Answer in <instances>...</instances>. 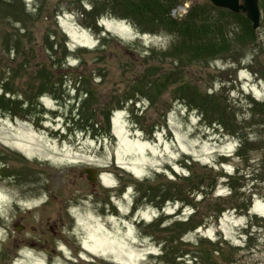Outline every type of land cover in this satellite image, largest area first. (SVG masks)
I'll return each instance as SVG.
<instances>
[{
  "label": "rangeland",
  "instance_id": "1",
  "mask_svg": "<svg viewBox=\"0 0 264 264\" xmlns=\"http://www.w3.org/2000/svg\"><path fill=\"white\" fill-rule=\"evenodd\" d=\"M182 1L171 13L175 18L185 16L196 3L209 2ZM2 2L13 3L19 18L0 11V98L6 88L3 83L9 80L13 92L6 98L24 105L20 108L17 103L12 112H0V264H163L157 237L165 231L159 229L156 235L155 227L146 228L161 217L162 210L155 201L134 210L136 200L144 197L142 187L157 183L159 188H169L174 172L189 175L186 164L192 159L199 162L196 173H206L208 165L225 173L241 167L247 176L237 185L239 193L233 199L229 185L220 180L214 196L202 200V208L246 201L252 210L251 214L230 210L207 230L190 233L187 240L203 235L219 242L222 237L240 249L234 253V264H264V172L260 168L264 118H254L251 108L254 102H264V55L255 61L258 52L254 53L264 50V27L258 30V43L238 60L222 58L189 66L172 51L175 42L167 33L142 34L133 23L115 15L105 16L95 27L87 20L92 0ZM48 41L55 42L56 54ZM150 50L157 53L150 56ZM165 51L169 52L164 58ZM149 65L164 70L167 91L176 69L183 76L180 84L201 85L209 94L223 92L219 95L243 124L241 135L252 142L261 139L262 145L240 159L238 129L209 125L170 92L159 105L137 97L139 109L122 107L109 124L97 117L94 128L92 112V118L87 115L73 125V104L85 99L80 91H90L93 101H87V106H97L101 112L104 102L126 93L127 84ZM44 66L56 73L51 83L33 79ZM11 68L18 71L13 73ZM54 83L59 85L49 88ZM43 89V98L30 106ZM94 93L99 104L94 103ZM27 103L33 110L27 111ZM54 121L61 131L52 130ZM90 167L98 168L96 184L84 173ZM182 208L169 202L165 214L175 217ZM185 213L191 217V206ZM253 225L254 235L248 237Z\"/></svg>",
  "mask_w": 264,
  "mask_h": 264
},
{
  "label": "trees",
  "instance_id": "2",
  "mask_svg": "<svg viewBox=\"0 0 264 264\" xmlns=\"http://www.w3.org/2000/svg\"><path fill=\"white\" fill-rule=\"evenodd\" d=\"M16 2L19 4L20 0H14V3ZM92 3L93 6L87 14V20L93 21L95 27H98L101 18L107 15H115L133 23L141 30L142 34L167 33L175 42L172 51L177 52L176 55L179 61L189 66L211 64L222 58L238 60L241 53L249 51L250 48L258 43V30L254 29L245 14L217 8L211 2L194 4L190 7L188 13L181 18H175L171 13L183 4L182 0H92ZM260 8L263 13L261 27H264V0H260ZM0 11L6 16H11L15 19L19 18V14L16 12V7L13 3L5 4L0 0ZM48 43L50 51L56 54L54 51L55 42L48 41ZM98 51L105 52V50ZM149 52V55L153 56L157 53V50H150ZM168 52H162L164 58ZM254 53H257V58L255 57V61H257L259 54L261 56L264 55V50H254ZM23 66L25 67L26 63H23ZM259 66L258 71L261 73L264 65ZM11 70L13 73L18 71L17 68H11ZM163 71L157 66H146L143 72L135 75L133 81L127 84L128 90L126 89V93L117 95L118 97L111 98L110 101L104 102L103 106L101 105V112L98 111L97 106L94 108L87 106V101H93V94L90 91H80L79 95L85 96L86 99L82 102L79 112L80 119L76 123L83 122V119L87 115L88 118H92L91 114L94 112V128L95 125H98L95 123L97 117H102L109 124L116 111L126 105L136 106L137 102L140 101L137 97H147L144 99L149 100L148 102L153 105H159L162 104L165 94L170 92L176 102L182 103L193 111H198L202 117V121H207L209 125L223 126L228 130L238 129V138L241 142L238 154L240 159H247V153L258 149L255 146L262 145L263 141L261 139H256L255 141L257 142H252L249 137L241 135L240 130L243 124L237 121L232 108L226 104L224 97L219 95L223 92L209 94L207 90L202 89L201 85H196V87L189 85L187 87L184 83L180 84L178 81H183V76L176 69L173 70L171 76L170 85L172 87L167 91L166 84L162 82L164 79L162 76ZM55 74L51 67L44 66L43 69L35 71L33 79L51 83L56 77ZM8 81L3 83V87L6 88L4 89L3 96L0 98V112L3 110L12 112L16 108L14 105L17 103L20 108L24 105L22 101L19 102L12 98H6L7 94L13 92V88L10 87ZM57 85L59 83H54L49 88L55 89ZM45 92V89L39 92V96L36 97L34 103H31L30 106H34L36 104L35 101L42 97ZM26 99H28V93L26 94ZM94 103L99 104L95 93ZM27 107L29 108L27 111L33 110L32 107H29L28 103ZM251 108L254 118H264V102H254ZM98 123L102 124L99 121ZM262 123H264V119H262ZM223 157L226 156L223 155ZM198 163L194 159L187 160L186 167L189 175L182 176V174L174 172L172 187L166 188L163 186L159 188L157 183L146 188L142 187L141 190L146 192L140 194L144 197L142 201L136 200L134 210H138L142 204L153 201L159 204L162 210L161 217L151 222L146 228L155 227L154 232L156 235H159L161 232L159 229H164L165 231L163 236L157 237V240H159L157 242L162 247L161 253L158 256L161 263L234 264V253H237V250L240 249L229 244L222 237L217 240H220L219 242H212L211 238L204 237L203 235L194 241L187 240L186 237L190 233L197 232L200 229L207 230L213 221L219 222L224 213L230 210L243 213L244 211H248L249 213L252 207L251 204L247 205L246 201L242 204L236 202L232 206H222V204L217 203L216 205L208 204L204 205L203 208L201 207L202 200L205 199L206 201L210 196H214L220 180L229 185L231 190L229 195L233 199L239 193L237 185L242 179H247L245 178L247 176H244V170L241 167H237L235 173H225L223 170L217 169L216 166L208 165L204 167L207 170L206 173H196L197 169L195 167ZM262 164L263 166H260V168L264 172V163ZM225 165V163H221L223 169H225ZM6 176L10 175L7 174ZM160 176L161 174L158 175V178ZM182 182L187 183L190 189L186 190ZM261 182L264 183V177L261 178ZM173 191H176V193L174 194ZM171 192L174 194L172 198ZM199 196H202V198L201 201L197 202L196 199L198 200ZM144 200L149 201L145 202ZM215 200H221L220 202H222L223 199L217 198ZM169 202L181 204L184 207L181 210L182 213L180 211L175 217L170 215L173 221H169L171 217H167L169 215L165 214V209ZM188 206H191L193 213L191 217L186 218V213L183 210L188 208ZM167 224L169 228H166ZM253 227L254 225L252 226V230L248 229V237H253Z\"/></svg>",
  "mask_w": 264,
  "mask_h": 264
},
{
  "label": "water",
  "instance_id": "3",
  "mask_svg": "<svg viewBox=\"0 0 264 264\" xmlns=\"http://www.w3.org/2000/svg\"><path fill=\"white\" fill-rule=\"evenodd\" d=\"M218 8L228 9L235 13H244L252 22L255 30H259L262 22V10L259 0H206ZM84 173L88 175L90 182L96 184L99 180L96 168H87ZM83 173V174H84Z\"/></svg>",
  "mask_w": 264,
  "mask_h": 264
},
{
  "label": "clouds",
  "instance_id": "4",
  "mask_svg": "<svg viewBox=\"0 0 264 264\" xmlns=\"http://www.w3.org/2000/svg\"><path fill=\"white\" fill-rule=\"evenodd\" d=\"M43 97H41V99H42Z\"/></svg>",
  "mask_w": 264,
  "mask_h": 264
}]
</instances>
